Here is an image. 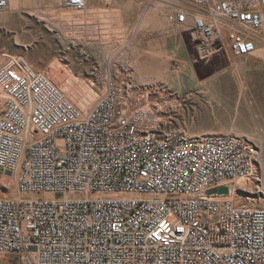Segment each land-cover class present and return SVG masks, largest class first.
Wrapping results in <instances>:
<instances>
[{"label":"built area","instance_id":"built-area-1","mask_svg":"<svg viewBox=\"0 0 264 264\" xmlns=\"http://www.w3.org/2000/svg\"><path fill=\"white\" fill-rule=\"evenodd\" d=\"M142 3L203 59L264 48V0ZM118 51L94 69L98 97L83 111L22 56L2 55L0 175L13 194L0 198V253L16 264H264V207L232 197L242 181L240 198L264 200L256 149L233 132L189 134L188 98L137 85Z\"/></svg>","mask_w":264,"mask_h":264},{"label":"rangeland","instance_id":"rangeland-1","mask_svg":"<svg viewBox=\"0 0 264 264\" xmlns=\"http://www.w3.org/2000/svg\"><path fill=\"white\" fill-rule=\"evenodd\" d=\"M141 1L87 0L86 8L75 10L61 0H14L0 13V61L3 54L22 56L83 111L98 97L90 90L94 69L119 50L137 85H162L188 98L189 134L245 136L264 165V51L256 59L200 60L188 36L170 26L168 13L158 16L157 7L145 13ZM12 194L9 177L0 175L1 198ZM234 201L264 207L263 199ZM0 264L16 260L0 256Z\"/></svg>","mask_w":264,"mask_h":264},{"label":"bare ground","instance_id":"bare-ground-1","mask_svg":"<svg viewBox=\"0 0 264 264\" xmlns=\"http://www.w3.org/2000/svg\"><path fill=\"white\" fill-rule=\"evenodd\" d=\"M14 0H11L10 1V7H11V4H12V2H13ZM110 1V0H109ZM104 2V1H103ZM142 2V1H141ZM27 3V2H26ZM155 7H157V6H154V7H152V8H155ZM9 10H10V8H9ZM8 10V11H9ZM7 11V12H8ZM35 13H37V12H35ZM42 16V15H41ZM54 18V17H53ZM50 25V24H49ZM48 25V26H49ZM53 26H55L54 24H53ZM52 26V27H53ZM262 51H264V48L263 49H261L259 52H258V57H259V55H260V53L262 52ZM199 52V59L200 60H202L205 56H207V55H205L206 53L205 52H203L202 50H199L198 51ZM45 75V74H44ZM46 76V75H45ZM47 77V76H46ZM47 79H48V77H47ZM49 80V79H48ZM52 84H53V82L51 81V80H49ZM54 86H55V84H53ZM56 87V86H55ZM58 88V87H57ZM60 91V90H59ZM61 92V91H60ZM62 93V92H61ZM63 94V93H62ZM63 96L68 100V98L63 94ZM2 101H3V97L1 96V94H0V104L2 103ZM69 101V100H68ZM70 102V101H69ZM71 103V102H70ZM206 133H214L213 131H209V132H206ZM220 133V132H219ZM198 134H200V133H197V132H195V134L194 135H198ZM258 168H259V170L261 171V172H264V165H263V163H262V160H261V157L259 156L258 157ZM243 186H244V183L242 182V181H236L235 182V192L233 193V195H232V197L235 199V198H238V197H241L242 196V193H241V189L243 188ZM244 197H246V196H243V198ZM0 198H1V196H0ZM0 256H6L5 254H2V253H0Z\"/></svg>","mask_w":264,"mask_h":264}]
</instances>
